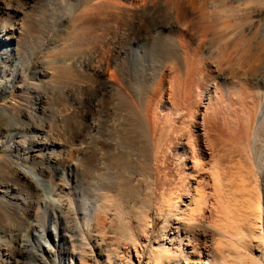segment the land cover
Instances as JSON below:
<instances>
[{"label": "bare ground", "instance_id": "1", "mask_svg": "<svg viewBox=\"0 0 264 264\" xmlns=\"http://www.w3.org/2000/svg\"><path fill=\"white\" fill-rule=\"evenodd\" d=\"M82 1L86 7L77 17L68 18L69 38L64 41L74 43L67 52L84 45L86 51L93 45L102 47L97 63L93 53L86 55V83L84 75L68 65L71 59L67 65L44 60L32 69L36 57L30 51L31 43L21 23L12 21L21 5L0 0V16L11 20L0 26V100L14 89L17 92L11 108L0 106L1 143L9 150L0 158V264H143L140 240L149 241L153 225L136 215L138 241L129 231L130 223L124 221L129 213L126 199L142 200L133 185L135 176L147 183L148 196L166 221L146 264H232L225 257L223 239L234 237V222L253 235L257 226L262 228L264 218V86H251L252 78L247 77L261 61L264 45L243 50V55L239 51L251 38L259 36L264 42V0H218L216 4L212 0H173L165 14L158 0ZM243 1L251 5L248 15L242 10L247 29L235 20L242 16ZM198 18L209 23L203 31L214 36H210V64L206 65L208 84L194 97L186 91L184 100L175 104L171 93L176 96L182 74L187 80L196 63L187 57L185 37L187 22ZM83 22L86 29L83 24L81 32ZM140 33L150 35L149 56L130 46L131 35ZM112 35L121 37L114 40ZM53 43L44 48L46 54L59 52ZM235 53L239 58L233 62L230 56ZM240 64L244 65V76L239 78L243 81L233 82V69ZM67 84L86 90V100L81 92L65 91ZM231 97L238 99L247 123L253 126L248 125L251 131L245 123L249 131L244 135L253 134L248 153L244 152L245 163L249 158L251 166H238L245 176L238 178L242 184L237 183L236 189L231 185L229 190L224 182L232 184L237 178L231 181L229 169L217 161L223 157V131L213 118L225 111ZM248 100L251 108L244 105ZM115 110L131 116L120 138L118 132L117 137L110 133L109 118ZM85 111L86 142L81 144L59 128ZM210 164L213 173H207ZM102 171L111 174L115 194L101 186L95 189L87 204L85 198L82 201L80 220L69 192L85 172ZM211 185L215 193L209 191ZM99 189L103 193L98 194ZM109 202L123 226L117 239L119 234L106 218ZM33 217L36 223L30 220ZM209 239L215 240L212 246Z\"/></svg>", "mask_w": 264, "mask_h": 264}, {"label": "rangeland", "instance_id": "2", "mask_svg": "<svg viewBox=\"0 0 264 264\" xmlns=\"http://www.w3.org/2000/svg\"><path fill=\"white\" fill-rule=\"evenodd\" d=\"M35 1L34 2H27V1H23V0H13L15 5H18V6L21 5V7L18 9L19 11L17 12L16 17H14L12 20V21H17L18 23L19 22L21 23L23 29H25L24 32H25V36L27 37L26 40L28 39L27 41L29 42V44L31 43V45H30L31 50H30V47L28 46L29 49L27 51L29 52V50H30L36 57V60H35L34 64L32 65V69H34V67L37 65L40 67L41 62L44 60L45 61L51 60V61H53V63L55 61V63H58L59 65H61L63 62H65L64 64L67 65L68 64L67 61H70L69 59H71L72 63L69 62L68 65L72 66L73 70L80 71L84 75L83 78H84V81L86 83V55L89 52L93 53V60L97 63L98 61H100L99 59H102V58H100V57H102V47L93 45L86 51V45H84V46H81L82 48L78 47L74 51L67 52V50L74 43H73L72 39L69 42L64 41L65 39L69 38L68 37L69 36L68 31L69 30H67L68 18L77 17L79 15L78 12L81 13L83 11V9H85L86 3H84V1H82V0H65L63 4H59L58 0H37L36 2ZM163 1H165V3H162ZM163 1L158 0L157 3L163 9V12L165 14V13H167L166 11L169 10L168 8H169V6H171V3L173 2V0H163ZM212 1H213V4L218 3V0H212ZM243 3H244V1L241 3L240 14L242 15L246 12L245 15H248L247 13L250 12L251 5H247V4L245 5ZM27 4H29V5H27ZM168 4H170V5H168ZM237 4L235 3L232 5L235 6ZM33 10H34V12H33ZM242 10L244 11V13ZM75 11H77V12H75ZM72 12L73 13L75 12V13L73 14ZM31 16H32V18H31ZM241 17L243 18V15L242 16L238 15L235 17V20L237 21V23L239 25L243 26V28H244V27H246L245 26L246 23H244V21L242 20ZM9 20L10 19L7 15L0 16V26L1 25L4 26L5 24L6 25L9 24ZM10 22H11V20H10ZM186 22L185 23L183 22L184 28H185V26L187 27ZM83 24L85 25L86 22H83L80 24L79 28L81 29L80 30L81 32H83L82 28L86 29V25L84 26ZM187 24H188L189 28H187V35H186L187 37H185V39L187 41V42H185V45H186L185 50L187 52V57H189L188 59H194V61L196 60V63L193 62L194 64L191 65L190 75L187 77L188 78L187 80H183V79H186V77L183 78L184 75L182 74V77L180 80L181 83H179V84H182V85L184 84L183 85L184 87L182 85H179L180 87L178 86V88H177L178 90L176 89V96L177 97L175 96V92L171 93L170 99H171V101H173V99H175L173 101V102L176 101L175 104L176 103L180 104V102H182L184 100V98L186 97L187 94L190 95L191 97H194L196 95V91L198 89H199L198 90L199 91L198 94H199L201 91H203L205 89L206 85L208 84V81H207L208 72L206 70L207 69L206 65L210 64L209 63L210 61L208 59L211 56L209 42L211 41V38L214 36L211 35L212 33L206 34V32L203 31V30H207V26L209 25V23H207L206 20L198 18V19H195L191 22H187ZM82 25H83V27H82ZM61 27L63 28V30L61 33H58V31L60 30ZM114 27H115V29L117 28L116 29L117 31H120V24L115 22ZM244 29H247V27ZM85 31L86 30H84V32ZM205 34L208 36H206ZM132 35L130 37L132 39L130 41L131 42L130 46L132 48H138V49L142 50V52H147V55L149 56V54H150L149 50L151 48L150 35H148L146 33H140V35H138V34H134L133 36ZM210 36H211V38H210ZM112 37L114 40H116V39L119 40V37H121V36H117L115 38V35H112ZM191 40H192V42H191ZM52 42L55 43V44L54 43L53 44H54V46H56V49L59 50V52H56V53L55 52H49L46 54L47 50L46 49L44 50V48H47V46H49V44ZM259 44L264 45L263 39L261 37L258 36L256 38H251L245 43V45H243L242 49L239 51H241V55H243L242 54L243 50L244 51L245 50L253 51L254 47H257ZM142 47H144V49ZM148 47H149V49H148ZM261 56H262L261 61L259 63H257L255 66H253V70H252V71H254L252 73L253 75H251V73H250V75L247 76L248 78H252V80L254 79V81H252V80L248 81L249 84H251V86L254 85V83L260 84L261 87L264 86V50L261 52ZM230 57L232 58V59L230 58V60H232L233 62H236L237 59L239 58V54L235 53V54H232ZM199 58H201V59H199ZM204 59H206V60H204ZM203 60L205 62H203ZM198 61H199V63H198ZM201 62H202V64H201ZM193 65L195 68H193ZM243 66L244 65L240 64V67H239L240 69L238 67L233 69V71L236 69V71H235L236 72V78H233L236 81H233V79H231V81L237 82L241 76H244L243 75L244 74ZM228 69L231 70V68H229V67H228ZM200 74H202V75H200ZM206 75H207V77H206ZM190 76H191V78H190ZM50 78H53V76H51ZM50 78H48L49 81L53 80ZM28 80H30V79H27V81ZM182 80H183V82H182ZM239 80L241 82L243 81L242 79H239ZM22 85H24V83H21L19 86H22ZM67 85L68 86L63 85V86H65L64 87L65 91L81 92L80 96L84 97L86 100V90L81 91L76 85H69V84H67ZM181 86L183 87V89H181ZM185 86H186V88H185ZM192 90H194V91H192ZM186 91H188L189 93H187ZM16 95H17V92L14 89V91L9 93L5 99L0 100V106L2 105V106H6L7 108H11L10 101ZM181 96H182V99H181ZM176 98H177V100H176ZM227 102H229V105ZM227 102H226L227 106L225 104V107H227V108L226 109L224 108L225 111L222 110L223 113L217 112V114H216L217 116L216 115H215V117L213 116L214 117L213 120H216V124L219 123L218 126L223 131V144H222L223 149H221L222 151L220 152V154L223 155V157L220 156L219 158H217V159H219L217 161H218V163L221 162L219 165H221L222 167H225L226 170L229 169L228 171L230 173H228V174H230V176L232 178L231 181L233 179L235 180L237 178L235 180V182L233 181V183L235 185L233 183L230 184L231 182H229V184L226 183L227 181L224 182L225 185H227V189L230 190L231 185H232V188H234V187L237 188V186H236L237 183L242 184V181L238 180V178L240 179V176H243V177L245 176L243 171H242V173H240L238 166H242V164L249 165L251 163V161L248 157L247 158L249 160L247 159V161L245 163L246 158H244V157L247 156L246 153H248V149H249L248 139H250L251 135L253 134L251 132L253 130H251V128H250L252 125L250 126V124L247 123V118H246L247 116L246 115L244 116V113H242L241 104L239 103L238 99L231 97L229 99V101L227 100ZM244 105H246V107L248 106L251 108L252 107V101L248 100ZM85 106H86V104H85ZM50 107H52V106H50ZM122 111L123 110H115L114 113L109 118V125L111 127L110 133L111 134L114 133L113 137H117L116 133L118 132V138H120L122 135V132L125 131L126 129H128L129 125L131 124V120H130L131 116L130 115L128 116L127 112L124 111V113H123ZM70 122H71V124H69ZM85 122H86V111L83 114V116L78 117L76 120L67 121L66 123L63 124L64 126L62 125V127H60L59 129L60 130L64 129L62 131L65 132L68 137L74 138V136H75V139H77V143L82 144V143L86 142V123ZM123 122H124V124H122ZM245 123L247 124L246 127L248 128V125H249L250 129L249 128L248 129L251 130L250 132H247V134H248L247 138L244 135V131L246 130ZM84 127H85V129H84ZM252 129H253V126H252ZM65 130H67V131H65ZM249 130H246V131H249ZM242 132H243V134H242ZM77 134H79V136ZM262 134H264V132ZM239 136H240V138H239ZM241 136H243V137H241ZM1 137H2V135L0 134V158L8 155V153H9L8 152L9 150L6 147H4V145L2 146V143H1L2 138ZM224 138H226V139H224ZM262 138H264V135L262 136ZM262 138H261V141L264 144V139L262 140ZM80 139H81V141H80ZM246 146H247V148H246ZM243 150H245V151H243ZM244 152H246V153H244ZM230 153H231V155H230ZM224 155L225 156L227 155V157H224ZM134 160L136 161L135 157L133 158V161ZM240 160H242V161H240ZM135 161L132 163V166L135 165ZM248 161H250V162H248ZM244 165H243V170L245 171ZM250 166H251V164H250ZM210 167L211 168L209 171H207V173H213L214 172L213 171L214 169L212 168L213 166L211 164H210ZM235 167L236 168L238 167V169H236ZM126 168H129V167L126 166ZM235 170H237L238 172ZM128 172H130V171H127L126 173H128ZM82 175H81L79 182L77 183L78 185H76L74 183V185L72 186L74 189H72L69 192L70 196L72 197V198L70 197V199H72L71 201H73L74 207L77 208L76 210H77L78 218L80 220H82V214H83L82 209H81L82 201L85 198L86 204H87L89 202L88 200L91 197H93V192L95 189L97 190L101 186V187H103V190H107V191L109 190V191H111L110 193L112 195H113V193L115 194V192H114L115 188H114V185L112 184L113 181H111L112 176L110 173H107L106 171H102V173L97 172L96 174H94V173L90 174L91 175L90 176L87 172H85L84 173L85 176L84 175L82 176ZM127 175H130V174L128 173ZM230 176L227 175V178H230ZM141 179L142 178L140 176H135V180L133 182L134 183L133 185L134 186L136 185L137 191H138V193H140V195H141L140 198L142 200H140L139 198L138 199L137 198L136 199H134V198L126 199V201H127L126 211L129 213L127 214V216L126 215L124 216V221H125V223H130V225H128L129 231L134 234V236L136 237V239L138 241L140 240V236H139V233L137 230V228L139 226V220H137V216H140V217L142 216L144 218H147L148 221L151 222L150 226L153 225L152 228H150L149 241L147 240V241L142 242L140 240V244H141L140 249L142 250V253H143L142 262H143V264H146L147 259L150 256V253L153 252L157 248L156 246H158L157 241H156V237L160 236V230L166 225V221L159 217L158 210L156 209V206H155L156 202L154 203L153 198L148 196L147 183L145 181L140 182ZM98 182L101 183V185L98 184ZM229 185H230V187H229ZM104 187H106V188H104ZM211 187H212V189H211ZM211 187L209 186V188H208L209 191L215 193L214 187L212 185H211ZM236 188H234V189H236ZM100 189L98 191V194L100 192L103 193V191ZM112 191H113V193H112ZM95 193H97V192H95ZM110 203L111 202H109V205H108V203H106V205L108 207L110 206L107 210L108 215L106 214V218L107 219L109 218L108 220L111 222V225H113V231H115L117 234H119V232L121 233L123 226H122V224H119L116 221V216H115V215H117L116 209H115L116 207L113 205V203H111V204ZM87 208H88V206L86 205V209ZM30 220L33 221L34 223L37 222V220L34 219V217L31 218ZM236 226H237V222L236 223L234 222L233 232L234 231L235 232L232 233V235L234 237L229 238L231 240H228L227 238L223 239V243H224V246L226 248L225 249L226 259L228 257L229 260L231 261L230 263H232V264H233V262H234V264H264V251H263L264 250V245H263L264 244V218L262 219V228H261V226L260 227L257 226V228L259 227L258 229H260V230H258L256 228L253 235L251 232H248V230L246 231V228L244 229L243 227H241L242 229H238ZM235 233H236V235H235ZM180 234H182V231ZM217 236H219V235H217ZM119 237H120V234L118 236L116 235V239ZM50 239H51V237H50ZM224 240H226V241H224ZM214 242H215V240L209 239L208 244L211 243L213 245ZM122 244L124 245V247L127 246L126 242H124V241L122 242ZM211 244H210V246H212ZM227 254H228V256H227ZM67 263H69V262H67ZM101 264H103V262H101Z\"/></svg>", "mask_w": 264, "mask_h": 264}]
</instances>
